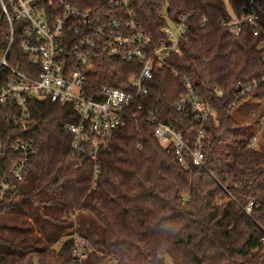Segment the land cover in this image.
<instances>
[{"label": "trees", "instance_id": "trees-1", "mask_svg": "<svg viewBox=\"0 0 264 264\" xmlns=\"http://www.w3.org/2000/svg\"><path fill=\"white\" fill-rule=\"evenodd\" d=\"M68 1L91 11L98 25L124 12L111 8L119 0ZM244 3L134 0L130 7L154 45L166 40L160 32L167 22L162 15L176 20L183 13L194 14L181 53L154 71L152 90L137 100L141 108L133 110L140 115L157 110L158 118L173 122L192 148L196 117L190 109H174L187 93V77L214 112L205 124L206 167L194 164L185 151V168L174 149L157 141L154 125L128 117L99 154L96 174L93 161L72 155L74 137L63 127L79 120L72 104L31 100L27 127L14 126L0 108V139L32 141L35 150L18 190L0 204V264H71L74 233L96 251L85 264H112L111 259L119 264H264V127L233 117L245 101L264 99V35L255 36L250 25L233 35L224 25L227 6L241 18ZM204 18L207 25L202 27ZM261 23L264 27V15ZM13 24L8 63L28 73L29 55L22 49L29 38L27 25ZM9 42V22L0 17V60ZM93 56L84 90L98 101L103 87L125 90L142 69L138 61L108 57L100 44ZM9 75L0 68V87ZM238 83L258 86L232 106ZM259 131L263 149L248 148ZM18 158L6 162L0 157V177ZM249 201L254 202L250 215L245 211Z\"/></svg>", "mask_w": 264, "mask_h": 264}, {"label": "built area", "instance_id": "built-area-1", "mask_svg": "<svg viewBox=\"0 0 264 264\" xmlns=\"http://www.w3.org/2000/svg\"><path fill=\"white\" fill-rule=\"evenodd\" d=\"M134 0L113 2L111 8L120 7L124 12L98 25V18L89 10H81L68 0H0L1 18L10 26V42L5 55L0 60V68L10 75L0 87V108L6 110L14 126L27 127L31 124L30 101H44L72 104L79 120L65 123L63 127L74 139L72 155L95 164L99 173V154L107 147L117 128L124 125L128 117L140 118L155 126L154 136L163 148L174 149L179 161L186 168L184 152L188 151L193 163L205 166V124L214 114L195 92L191 81L185 77L187 93L177 100L174 109L184 112L190 109L199 124L196 139L191 148L184 135L173 122L164 123L158 118V111L140 115L136 104L140 97L150 93L154 71L165 68L168 59L181 53V43L188 33V21L193 13H183L176 20L166 19L160 29L165 41L154 45L151 38L138 25L136 15L131 11ZM54 5H59L57 10ZM229 17L224 25L233 35H239L244 25H250L255 36L264 35L261 23L264 15V0H245L243 17L236 16L227 6ZM23 22L29 38L22 42V49L29 55V72L11 67L8 56L13 44V23ZM204 18L201 26L205 27ZM173 26V27H172ZM100 44L104 53L121 61H138L142 65L140 74L130 78L127 89L103 87L102 100L91 99L84 86L86 72L93 68V49ZM177 75V73H174ZM264 83V79L261 84ZM258 83H238L232 106L253 93ZM260 106L251 113L261 111L258 127H264V99L251 100ZM135 108V110H133ZM260 131L250 140L248 148H256ZM14 155L19 158L8 173L0 177V204L12 196L23 181L35 155L32 141L17 139L14 142L0 139V157L11 162ZM81 163H79V166ZM254 202L249 201L245 211L250 215ZM73 243L71 264H85L89 255L96 252L89 241L77 233L70 237ZM264 241V239H262ZM100 255V253H98ZM112 264H119L116 260Z\"/></svg>", "mask_w": 264, "mask_h": 264}, {"label": "rangeland", "instance_id": "rangeland-1", "mask_svg": "<svg viewBox=\"0 0 264 264\" xmlns=\"http://www.w3.org/2000/svg\"><path fill=\"white\" fill-rule=\"evenodd\" d=\"M258 106L260 105L257 104V102L254 103L253 101H245L244 103H242L235 109L233 117H235L237 120L242 121L246 124H250L251 126L256 125L259 119L261 118L260 112H262V107L259 108V110L261 111L257 110L253 113H251V111L254 108H258ZM256 148L263 149V144L260 139L256 144ZM63 240H67V238L64 237ZM63 240L60 243L54 244V247L58 248L61 245V243H63ZM168 262L169 264H173L171 260H169Z\"/></svg>", "mask_w": 264, "mask_h": 264}]
</instances>
